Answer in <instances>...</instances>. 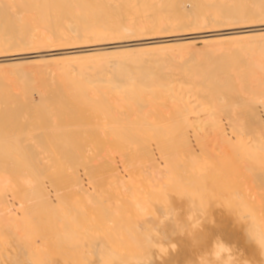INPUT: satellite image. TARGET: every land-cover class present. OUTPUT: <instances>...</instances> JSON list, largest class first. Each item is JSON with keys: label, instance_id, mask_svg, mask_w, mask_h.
I'll use <instances>...</instances> for the list:
<instances>
[{"label": "bare ground", "instance_id": "6f19581e", "mask_svg": "<svg viewBox=\"0 0 264 264\" xmlns=\"http://www.w3.org/2000/svg\"><path fill=\"white\" fill-rule=\"evenodd\" d=\"M253 1V7L226 4L230 10L211 2L212 9L224 7L213 13L203 12L201 0H0V87L2 83L9 89L0 88V264H67L70 259L74 264H130L134 256L146 261L153 256L152 264H228L223 258L212 259L214 253L227 251L224 242L236 257L234 264H264L263 219L241 185L231 188V175L245 177L249 170L264 190V167L252 159L258 157L257 148L264 150V102L254 101L259 103L254 106L239 100L232 93L236 84L230 85L238 76L246 83L242 91L264 98V0ZM225 43L258 54H251L246 65L242 59V67H231L233 71L225 70V61L218 67H226L224 81L209 71L211 59L202 64L209 67L205 76L194 77L193 70L201 72V66L192 68L200 64L196 60H209L203 49ZM176 46L186 51L172 52ZM53 62L59 65L50 67ZM173 62L181 64L179 75L163 69ZM150 63L164 64L159 66L165 72L156 76L138 66ZM11 66L21 69L19 79L30 80L38 73L36 78L46 82L44 91H36L39 99L32 86L24 91L21 86L20 93V88L11 91L8 75L13 72L4 73ZM54 76L63 78L64 86ZM172 76L187 91L196 92L200 85L197 91L208 101L213 116L202 136L192 125L195 106L187 94L179 99L176 116L160 119L159 126L133 117L152 104L142 98L144 94L137 96L140 86L165 91ZM221 116L226 117V125ZM151 129L161 132L146 133ZM107 131L117 134L107 141L103 134ZM196 138L203 144L209 140L234 148L227 145L228 151L218 152L213 145L216 148L208 150L203 147L210 144L192 145ZM115 152L120 155L114 156ZM94 157L100 165H95ZM126 158L140 159L134 166L141 167L145 177L153 170L172 174L182 189L173 196L166 192L167 184H161L162 193L151 190L146 201L141 197L143 202L133 204L130 199V207L138 213L128 216H136L121 215L119 210H128V203L115 205L120 216L112 205L113 196L98 198L97 184L90 180L100 181L108 173L120 182L130 174L117 171V163ZM144 159L150 164H143ZM105 178L103 184L109 180ZM118 198L113 200H122ZM161 242L176 251L159 259L152 249L166 252Z\"/></svg>", "mask_w": 264, "mask_h": 264}, {"label": "rangeland", "instance_id": "374dc122", "mask_svg": "<svg viewBox=\"0 0 264 264\" xmlns=\"http://www.w3.org/2000/svg\"><path fill=\"white\" fill-rule=\"evenodd\" d=\"M201 1H203V2H201L202 4V10H203V12H204V10H206L207 12L209 11V9H210V12L214 9L215 10V8L216 9H218V11L217 12H221V11H223L222 10V8L224 9V7L222 6V8H220V6L219 5H222V4H224V6L227 8V6H226V4H229V6H234V8L235 7H237V5L239 6V4L240 5H247L248 7H253V5H254V1L253 0H247L246 1V4L244 3L245 2V0H201ZM213 3V2H215L216 4H218L219 3V5H217L218 6V8L217 7H215V8H213L212 9V6H211V4L210 3ZM228 2V3H227ZM205 3V4H204ZM171 4V3H170ZM214 4V3H213ZM212 4V5H213ZM195 6V8H199V5L198 6H196V5H194ZM216 6V5H215ZM228 6V7H229ZM213 7H214V5H213ZM194 8V9H195ZM225 8V9H226ZM233 8V7H232ZM228 10H230L231 9V7H230V9L229 8H227ZM213 10V13H215L216 11H214ZM212 45H208V46H206L203 50H204V52H205V56H204V58L205 57H208L209 58V60L207 59L206 60V58L203 60L202 58H199V59H201V60H203V61H201V60H199V59H197L196 61H197V63H198V61L200 62V64H196V63H194L195 65V67L194 66H192L191 64H188V65H190L189 67H188V65H187V67L190 69V71H192L194 68L195 69H197V66L196 65H198V67H199V69H200V66H201V72L200 71H198V69L197 70H195V72H194V70H193V76L194 77H196V78H198V80H201V78H203L205 75V70H208V68L210 67V69H209V71L211 70L213 73V75L216 77V79L218 80V81H224L225 80V76H226V74H223L224 73V71H223V69H225L226 67V69L225 70H227V71H231L232 70V68L231 67H233V70H234V68H237L238 66H240V67H242V62H243V60H245V65H246V63L247 62H249V61H251V59L253 58V56H255V55H253V54H258L257 52L258 51H256V50H252V51H250V50H245L246 48H243L244 46L243 45H240V44H234V45H231V43H225V44H223V46H216V48H214V46H212ZM231 46H233V47H231ZM241 46V47H240ZM243 46V47H242ZM177 47H179V48H177ZM174 48V47H173ZM176 48V49H175ZM174 48V51H172V52H185L186 51V48L185 47H181V46H176ZM173 50V49H172ZM249 51V52H248ZM201 53H204L203 51H200ZM211 52V53H210ZM212 52H214V55H215V53H216V55L213 57V54H212ZM237 53V54H236ZM250 53V54H249ZM209 54H211V55H209ZM219 54V55H218ZM223 54V55H222ZM231 54V55H230ZM251 54L253 55L252 56V58H251ZM226 55V56H225ZM228 55V56H227ZM218 56V57H217ZM228 57H230V59L228 58ZM216 58V59H215ZM227 58V59H226ZM231 58L233 59L231 62H230V60H231ZM239 58L241 59V61L239 60ZM210 59L212 60V61H214L213 63H212V67L213 68H211V66H210V64H209V67L208 66H206L205 68H204V66L202 65V64H204V62H205V64L207 63L208 64V62H211L210 61ZM243 59V60H242ZM13 61V63H22V62H20V61H22V60H11L10 62H12ZM226 61V62H225ZM202 62V63H201ZM224 62L225 63H227L226 64V67L225 68H223V69H220L219 70V68L220 67H222L223 66V64H224ZM25 63H27V62H25ZM217 63V64H216ZM230 63V64H229ZM234 63V64H233ZM250 63V62H249ZM51 64V63H50ZM155 64V63H154ZM204 64V65H205ZM206 64V65H207ZM218 64H220L221 66H218ZM236 64V65H235ZM26 65V64H25ZM25 65H23V67L25 66ZM27 65L29 66V65H31V64H29V63H27ZM35 64H33V66H34ZM57 65H59L57 62H53L51 65H50V67H55V66H57ZM158 64H155V65H153V63H150V64H148V65H138V66H142V67H145V69L148 71V72H151V73H154V75H160V74H163L165 71L164 70H162V67L164 66V64H159V65H163V66H157ZM176 65V66H175ZM217 65V66H216ZM229 65V66H228ZM244 65V66H245ZM15 67L17 66V64L16 65H14ZM14 66H11L10 68H9V70H8V73H6V72H4V68H5V66H4V68H3V71L1 70V72H2V74H3V72L6 74V75H8L9 73H10V71H12L13 72V75L12 74H9L8 75V78L10 79L9 81V84H11L12 83V85L13 86H10L9 88L10 89H12L11 91L12 92H14V90L16 91L17 89L16 88H20L21 90H17V91H19V93L22 91V88H23V91L25 90L24 88H26L25 86H27V89H28V87L30 88L31 86H32V88H34V89H36V90H33L32 89V92H33V94H34V97H35V99H39V95H37V89H38V91H39V89L42 91L43 89H44V87L45 86H43L46 82H42V79H41V77L39 78V79H41V80H38L36 77H38L39 76V74L38 73H36V72H34V73H36V77H35V75H33V74H31L30 76H31V79L29 80V79H27V78H23V79H19V74H18V72H20V70L19 69H16V68H20L19 66H17L16 68L14 67ZM21 66V65H20ZM32 66V65H31ZM183 66V65H182ZM191 66H192V68L193 69H191ZM236 66V67H235ZM26 67V66H25ZM24 67V68H25ZM141 67V68H142ZM181 67V64H178V63H170V64H165V66L163 67V69H167L166 71H173V72H175L177 75H179V72H180V70L182 69H179ZM186 67V68H187ZM203 67V68H202ZM208 67V68H207ZM219 67V68H218ZM13 68V69H12ZM22 68V67H21ZM24 68H22V69H24ZM28 68V67H27ZM26 68V69H27ZM187 68V69H188ZM229 68H231V69H229ZM160 69V70H159ZM217 69V70H216ZM15 70V71H14ZM17 70H19V71H17ZM183 70V69H182ZM181 70V73L183 72ZM232 70V71H233ZM6 71V70H5ZM161 71V72H160ZM164 71V72H163ZM220 71V72H219ZM15 72V73H14ZM16 72H17V74H16ZM178 72V73H177ZM184 72H186V71H184ZM196 72H198V73H196ZM180 73V74H181ZM201 73H202V75H201ZM2 74H1V76H2ZM20 74H21V72H20ZM207 74V73H206ZM38 75V76H37ZM225 75V76H224ZM12 76L14 77V81L13 80H11L12 79ZM30 76H28L29 78H30ZM43 76V75H42ZM56 76V75H55ZM54 76V77H55ZM7 77V76H6ZM6 77H4V76H2V78H4L5 79V82H8V81H6V80H8V78L6 79ZM33 77V78H32ZM43 78V77H42ZM38 81H40L41 83H43L41 86H40V82H37V80ZM54 79H60L59 78V76L58 77H55ZM54 79H50V81H52V80H54ZM3 80V79H2ZM1 80V81H2ZM31 81V82H29V81ZM45 79H43V81H44ZM56 80V81H57ZM240 80H242V78L240 79V77L238 78V76L234 79V81L235 82H232L233 84H230V85H237V87H236V85H235V87L237 88V89H235V87H233L234 88V90H232V93H233V95L234 96H238V98H239V100H243V101H245V102H247L248 101V103L250 104V105H256V106H258V104L261 102V101H263L264 102V98H260L259 96V93L258 94H256L257 92H255V94L253 93V92H251L250 90H249V93H251V94H249L248 93V90H247V88H246V90H247V93H246V91L244 92V91H242V89L244 90L245 88V84L246 83H244V80H242V83H238V82H240ZM26 81V83H30V85H26V83H25V85L23 84V82H25ZM59 81H61V83L63 82L64 83V81H63V78H61ZM3 82V81H2ZM4 82V83H5ZM38 83V85L36 86L35 84H37ZM53 82H55V81H53ZM58 82V81H57ZM14 83V84H13ZM19 83H21V85L19 84ZM35 83V84H34ZM56 83V82H55ZM58 83H60V82H58ZM58 84L59 86L61 85V86H64V84L62 83V84ZM166 83L168 84V88H169V90H168V88H167V90H165V91H163V90H161L159 87H157V86H154V87H146V86H140V88L142 89L141 91V93H139V95H138V93H137V96L138 97H141V95H143L144 94V96H142V98H144V99H146L147 98V100L149 99L150 101H152V104H150L151 106H149V107H147L146 109H143V110H137V113H135L134 115L135 116H133L134 118L136 117V119H138V121H139V119H141V120H144V121H146L147 123H145V124H147L148 126H150V124L152 125V124H155L154 126L156 127V126H159L160 124L158 123L159 121H160V119H170L171 117H174V116H176V113L178 112V106H179V102H180V98L182 99L183 97H184V95H186L187 94V96L189 97V99L190 100H192L194 103V112L193 113H191V116H192V121H193V123H192V125H194L195 126V128L196 129H198L196 132H198V134L197 135H200V136H202V132H203V130H202V128H205V127H207V126H209V121L211 120V118H213V116L209 113V109L207 108V106L209 107V103H208V101L204 98H202V96L200 95V93L197 91V89L199 88V86L197 87V86H195V87H197L196 88V92L195 91H187V87L184 85V84H182L181 82H179L176 78H175V76L173 77H171V80L169 79H167L166 80ZM231 83V82H230ZM201 84V83H200ZM239 84V85H238ZM242 84H244V85H241ZM18 85H20L19 87H17ZM24 85V86H23ZM1 86H2V88H1V90L2 89H4L3 90V92L5 91V90H7L8 88H6L5 89V87L7 86H5L4 84L2 85V83H1ZM4 86V87H3ZM21 86H22V88H21ZM38 86H40V87H38ZM60 86V87H61ZM240 86L241 87H243V88H240ZM8 87V86H7ZM43 88V89H42ZM223 87H221V89H222ZM31 89V88H30ZM224 89V88H223ZM0 90V91H1ZM159 90V91H158ZM8 91H9V89H8ZM16 91V92H17ZM44 91V90H43ZM140 91V90H139ZM137 92V91H136ZM15 93V92H14ZM252 93H253V95H252ZM141 94V95H140ZM257 96V95H259L258 97H259V99H258V97H255V96ZM248 98H247V97ZM171 97V98H170ZM244 98V99H246V100H244V99H242V98ZM261 97H263V96H261ZM252 98H254V99H252ZM256 99V100H255ZM258 99V100H257ZM122 101H123V99H122ZM121 101V103H123ZM125 102H126V100H124ZM150 101H149V103H150ZM242 101V102H243ZM254 101L255 102H259V103H256V104H254ZM127 102H128V100H127ZM126 102V103H127ZM262 102V103H263ZM247 103V104H248ZM124 104V103H123ZM124 107V106H123ZM158 108V109H157ZM209 108H211V107H209ZM205 109H207V110H205ZM263 109V108H262ZM154 112V113H153ZM157 113V114H156ZM221 113V112H220ZM220 113H215L217 116L218 115H220ZM263 113H264V110H263ZM137 114V115H136ZM148 114V115H147ZM156 116H155V115ZM154 115V116H153ZM170 115H172V116H170ZM211 115V116H210ZM162 117V118H161ZM147 118H148V120H147ZM154 118V119H153ZM220 120H221V123H223V124H227V120H225L226 119V117L225 116H221L220 118H219ZM164 121H166V120H164ZM167 122V121H166ZM165 122V123H166ZM162 123V125L164 124V122L162 121L161 122ZM137 124V123H136ZM200 124V125H199ZM168 124H166L165 126H167ZM154 126H152V127H150V128H153ZM203 126V127H202ZM155 127L153 128V129H155ZM149 128V129H150ZM100 131V130H99ZM101 131H103V130H101ZM158 132L160 133L161 131H156V130H150V131H147L146 133H148V134H150V135H154V134H158ZM236 132V131H235ZM102 133V132H101ZM108 133V134H107ZM103 134H106L107 135V141H109V139L108 138H113V136L115 135V134H117L116 132H114V131H107V132H103ZM197 137H199V136H197ZM247 138V137H246ZM196 140H198L197 142H195V143H193L192 145H199V146H201V148L203 147V145H209V147H207V146H204L203 148H205L206 147V149H210V150H212V149H214V147L216 146L217 147V151L218 152H220L221 151V149H222V151L223 150H226L227 149V151L231 148V150L234 148V145L233 146H231V145H228V146H231L230 148L227 146V145H225L224 144V146L222 147V145L223 144H221V143H211L209 140H208V142H207V140H206V143H209V144H205V142H204V144H203V142L201 141V139L199 140L198 138H196ZM151 141H153L152 143H154V144H157L158 142H157V140L156 139H153V140H151ZM201 141V142H200ZM220 146H219V145ZM213 145H215V146H213ZM236 145V144H235ZM96 146V145H95ZM107 146V145H106ZM109 146H110V144H109ZM215 147V148H216ZM250 147L251 146H249L248 148H249V152L251 153L252 151H250ZM107 148V147H106ZM105 148V149H106ZM221 148V149H220ZM224 148H226V149H224ZM96 149H98V147L96 148ZM220 149V150H219ZM252 149V148H251ZM259 148H257L256 149V151L254 152V153H256V155L258 156L257 158H259V160L256 158V156L253 158L252 156V159H254L255 160V165L256 164H258V166H263L264 167V154H262V152L264 153V150L262 149V151H261V149H260V151L258 150ZM116 153V154H115ZM113 155L115 156L116 155V157L117 156H119L120 154V152H115ZM253 152H252V154H254ZM251 154V155H252ZM262 155V156H261ZM154 157H158V153H155V156ZM153 157V158H154ZM95 158V157H94ZM156 158H154V159H156ZM260 158H261V160H260ZM130 158H126L124 161H123V163H121L120 161L117 163L118 164V166H117V171H120L121 173H120V175L122 174V173H127V172H130V174L128 175V176H125V177H123V180H120V182H119V180H118V182H114V181H116V180H113V179H111V178H109V174H108V176H106L107 174H105L104 176H102L101 178L103 179V180H106V178L105 177H108L109 178V180H107V181H104L105 183L103 184L101 181H103L99 176H97V179H99L100 178V181H98L96 178V180H97V182L94 180V178L92 177V176H88V177H90V179L91 178H93V179H91L90 180V182L92 181V182H95L97 185H95V183H93L95 186H96V188H95V195L96 196H98V198H100V199H106V196H107V194L108 195H110L111 194V196H110V198L113 196V198H112V205L114 206V208H115V210H116V213H118V208L119 207H117V209H116V207H115V205L116 206H118V203H120L122 206H124L123 204H125V203H128V205H126L125 204V206H128L129 208H127L128 210H125L126 209V207L124 208V207H122V209H123V211H122V209L121 210H119L120 211V213H121V215H123V216H125L124 214H126V216L125 217H131V216H136V215H134L133 213H135V212H137V211H135V210H132L133 208L132 207H130L131 205L129 204L130 202L131 203H133L134 204V202L133 201H138L141 197H142V199L144 198L145 199V201H146V197L145 196H147L148 194H150V191L152 190V192L154 191H156V192H158V191H160V193H162V189H161V187H162V185L161 184H167V186L169 187H167L166 186V192L167 193H172L173 194V196L174 195H176V193L179 191V190H181L180 189V187H179V185H178V183H177V179H175L174 177H173V175L172 174H169V173H164V171L162 172V173H160L159 175H158V173L155 171V170H153V171H151L150 173H152V175H150V176H146L147 177V179H146V177H145V171H142L140 168H136L135 166H138V164L137 163H139L140 164V159L138 160L137 158H135V159H137V160H135L134 162H132L131 160H129ZM120 160H123V159H120ZM143 160V159H142ZM145 160V159H144ZM256 160H258V162H256ZM45 161V160H44ZM94 161V163L95 162H97L95 165H100L101 164V162L98 160V159H94L93 160ZM131 161V162H130ZM263 161V162H262ZM135 163V164H134ZM143 164H150V161H143L142 162ZM231 163H232V160H231ZM249 163V162H248ZM40 164H41V166L42 167H44L45 168V165L42 163V160H41V162H40ZM117 164H115V165H117ZM128 164V165H127ZM130 164V165H129ZM123 165V166H122ZM135 165V166H134ZM121 166H122V168H121ZM167 166H168V164H167ZM118 167H120V168H118ZM124 167V168H123ZM246 167V166H245ZM244 167V168H245ZM244 168H241V169H244ZM123 170H125V172L123 171ZM123 171V172H122ZM243 171V170H242ZM119 173V172H118ZM246 174L244 175L245 177H239V176H234V175H231V188H235V187H237V186H239V185H241V189L244 191V196L246 197V196H248V197H246L251 203L250 204H252V206L256 209V211L258 212V214H260V216L262 217V219H263V222H264V190L263 189H260V188H258L257 186V184L254 182V178H253V172H251V171H247L246 170V172H245ZM157 174V175H156ZM189 174V173H188ZM154 175H155V177H154ZM166 175V176H165ZM172 175V176H171ZM186 175V174H185ZM95 176V175H94ZM143 176V177H142ZM159 176V177H158ZM163 176V177H162ZM189 176V175H188ZM187 176V177H188ZM154 178H156V179H154ZM186 177H184V179H185ZM242 178V179H241ZM113 180V181H111V180ZM122 179V178H121ZM133 179V180H132ZM241 179V180H240ZM247 179V180H246ZM94 180V181H93ZM147 180V181H146ZM158 180V181H157ZM166 181V182H165ZM240 181V182H239ZM89 182V183H90ZM91 182V183H92ZM102 184H101V183ZM109 182H111V183H109ZM157 182V184H155ZM117 183V184H116ZM137 183V184H136ZM139 183V184H138ZM144 183H145V185H146V187H144L145 185H144ZM146 183H148V184H146ZM244 183V184H243ZM127 184H128V186L130 187H126L127 186ZM149 184H151V185H149ZM144 185V186H143ZM147 185H149V186H147ZM153 185H155V186H153ZM254 185H255V187H254ZM98 186V187H97ZM133 186H135V187H133ZM139 186H142V189H143V191H140L141 189V187H139ZM152 186V187H151ZM176 186V187H175ZM243 186V187H242ZM147 187H149V192L147 193L146 191H148L147 190ZM245 187V188H244ZM253 187V188H252ZM127 189V191H126V189ZM138 188V189H137ZM146 188V189H145ZM151 188V189H150ZM154 188V189H153ZM246 189V190H244V189ZM124 189H125V192H124ZM133 191H132V190ZM139 190V191H138ZM129 191V192H128ZM130 191L132 192V193H130ZM145 191V192H144ZM256 191V192H255ZM155 192V193H156ZM164 192V191H163ZM247 192V193H246ZM137 193V194H136ZM142 193V194H141ZM129 194H131V196L129 195ZM133 194L135 195L134 197H135V200H133ZM142 196H141V195ZM146 194V195H145ZM157 194V193H156ZM171 194V195H172ZM250 194V195H249ZM256 194V195H255ZM253 196V197H252ZM108 197V196H107ZM118 197H120V198H122V200L121 201H118V202H116V201H114L113 199H119ZM137 197V198H136ZM250 197H251V199H250ZM127 198H129V200L127 199ZM125 199H126V201H125ZM130 199H131V201H130ZM139 200V201H142L143 202V200ZM93 201H94V199H93ZM93 201H91L90 203H92ZM130 201V202H129ZM136 201V202H137ZM144 201V202H145ZM124 202V203H123ZM94 203V202H93ZM93 205H95V206H93ZM93 206V208H96V203H94V204H91V207ZM120 209V208H119ZM130 209V210H129ZM126 211V212H125ZM130 212H133V213H131V215L130 216H128V214H130ZM93 213H95L94 211H93ZM120 213H118L119 215H120ZM138 213V212H137ZM136 213V214H137ZM120 215V216H121ZM175 240H176V237H175ZM179 241H181V240H177V243H181V242H179ZM56 255V256H55ZM54 257H57V254H54L53 255ZM60 258V259H59ZM57 259L58 260H60L61 262L63 261V263H64V260L58 255V257H57ZM69 260V259H68ZM67 260V261H68ZM72 259H70L68 262H66L67 264H70L69 262L71 261ZM74 261V260H73ZM73 261H71V262H73ZM73 264H74V262H73Z\"/></svg>", "mask_w": 264, "mask_h": 264}, {"label": "clouds", "instance_id": "9594fccd", "mask_svg": "<svg viewBox=\"0 0 264 264\" xmlns=\"http://www.w3.org/2000/svg\"><path fill=\"white\" fill-rule=\"evenodd\" d=\"M161 244L163 247L166 248V252H160V250L158 248L152 249V252H153V250H155L157 253V256L159 255V257H160L159 259H163V258L167 257L170 252L176 251V249H173L169 245V243L161 242ZM224 248L227 251L214 253L212 256V259L221 260L223 258V259L227 260L228 264H234L236 257L231 250V246L228 245L226 242H224ZM152 260H153V256H152V259L150 261H146L143 256H134V257L130 258V264H152Z\"/></svg>", "mask_w": 264, "mask_h": 264}]
</instances>
